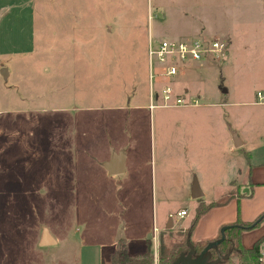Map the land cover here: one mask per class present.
<instances>
[{
    "label": "rangeland",
    "instance_id": "obj_1",
    "mask_svg": "<svg viewBox=\"0 0 264 264\" xmlns=\"http://www.w3.org/2000/svg\"><path fill=\"white\" fill-rule=\"evenodd\" d=\"M200 34L228 41L225 62L171 79L159 77L156 62L150 68V36ZM33 40L51 53L39 71L35 62L19 59ZM0 60V68L7 60L16 73L9 80L0 74L4 105L21 92L31 106L30 79L58 90L73 82V98L56 106L67 109L69 122L73 117L75 163L73 200L36 204V226H45L58 245L26 250L23 241L8 244L0 223V264H113L121 240L128 244V263L146 251L155 217L160 230L169 213L177 225L191 222L199 205L191 195L195 179L207 204L249 192L246 153L251 163L264 157V0H0ZM168 85L200 106L159 107L155 94ZM181 86L189 93L181 94ZM48 115H42L44 125ZM188 115H209L213 127L185 136L182 117ZM232 132L245 143L234 151ZM121 149L127 173L109 176L103 163ZM9 207L0 202V216ZM182 209L187 216H178ZM22 210L35 214L29 203ZM170 230L163 233L168 244L184 241ZM261 233L264 223L245 230L243 244Z\"/></svg>",
    "mask_w": 264,
    "mask_h": 264
},
{
    "label": "crops",
    "instance_id": "obj_2",
    "mask_svg": "<svg viewBox=\"0 0 264 264\" xmlns=\"http://www.w3.org/2000/svg\"><path fill=\"white\" fill-rule=\"evenodd\" d=\"M200 36L204 35L200 34ZM204 37L216 38L212 36ZM31 46L32 49H29V52L23 56H19V59L21 61L23 58H27L31 63L35 62L34 67L39 71L40 66L47 59H50L51 53L49 51L42 52L40 47L36 46L34 40ZM40 59H44V61ZM2 62L3 67L0 68V74L5 80H9L13 74H16L12 72L10 65L8 66L12 62L8 63L7 60H2ZM199 65L211 66V64L188 65L181 69L178 76L185 75L189 71L202 70ZM47 68L50 71L53 66H48ZM48 80L52 81L53 79ZM71 84L66 86V88L68 87L66 90L64 88L58 90V87L51 88L48 85V81L45 83L41 81L40 84L34 85L30 79L26 81L25 85L29 90H33L28 96V102H30L29 105L31 106H27V98L21 92H19L17 98L13 99L12 97L9 105H4L3 101L0 100V202L8 203V207L11 203L9 209H4L5 212L0 216L1 229L7 235L6 240L4 238L6 243L11 244L12 241L22 243L23 241V246L26 250L33 246L49 248L58 245V238L53 236L45 226L40 224L39 227L36 226V204L43 200L57 202L61 198L67 199L66 201L68 199L70 201L73 200V185L75 181L74 122L73 117L71 122H69V116L65 115L68 112L66 111L67 109L63 106L61 108L56 106L58 102L64 104L66 101L67 103L69 95L73 98V91L71 92L73 90V82ZM173 89L175 94L179 95L176 91L177 89L175 87ZM19 91H21L20 87ZM178 91L180 93H189L188 87L184 86H181ZM262 105H264V102ZM57 113L65 116L60 117ZM43 114H50L46 116L45 122L47 124L45 125L42 119ZM211 119L212 117L209 115L183 116V134L188 136L190 132H193L192 135L196 134L199 137L204 129L213 127L210 126V123H213ZM232 136L233 138L230 140L231 151L245 145L236 133L232 132ZM120 152L125 155V171L117 175L127 173L126 152L121 149L116 153ZM246 156L251 160L250 154L246 153ZM110 159L109 157L104 162ZM250 160L247 161L246 159L245 161L249 163V192H240L232 195L223 206L213 207L208 210L200 218L193 232L188 237L193 244L215 241L221 227L225 225L232 226L238 221L252 223L264 215V157H262V161L256 163H251ZM107 174L114 176L108 172ZM226 182H228V179ZM231 184L233 185V181ZM69 190L72 195H69ZM199 190L202 193V197L196 201L199 202V205L202 203L208 205L203 201L206 193L200 188ZM15 203H18L17 208L13 206ZM27 203L35 210V214L28 216L22 214V207ZM234 203L237 204L236 210L232 207ZM199 205L195 207L194 216L188 225H177L174 217L169 213L166 215L163 227L160 230L158 229V219L157 217L154 218V231L156 233H153V237L145 238V240H151L152 242L155 264H159L161 238L166 237V234L164 235L163 233L172 234L170 230L172 227L177 229L176 232H179V234H183L191 226ZM181 211L186 210L182 209ZM263 234L261 233L259 238ZM12 235L16 236L12 237ZM244 237L245 231L242 234V240ZM259 238H255L250 245L245 246L243 242L242 245L244 248L250 249ZM45 240L48 245L43 246L42 243ZM123 241L126 242L125 240ZM126 247L128 251L127 243Z\"/></svg>",
    "mask_w": 264,
    "mask_h": 264
},
{
    "label": "built area",
    "instance_id": "obj_3",
    "mask_svg": "<svg viewBox=\"0 0 264 264\" xmlns=\"http://www.w3.org/2000/svg\"><path fill=\"white\" fill-rule=\"evenodd\" d=\"M229 43L219 38H208L199 36L196 38L186 37L182 39H161L154 41L150 36L148 40V59L150 68L154 62L158 64V74L162 79L173 78L180 74L183 67L192 64H213L223 63L228 58ZM153 75H151V78ZM156 92L155 98H161L163 104L159 107H196L200 106L197 100L188 102L175 94L171 85L160 88ZM154 93L151 92V101ZM263 103V102H262ZM258 104H261L259 102ZM157 105L151 103L150 108L153 109ZM187 211L178 213L179 217L186 216ZM264 261V256L260 258Z\"/></svg>",
    "mask_w": 264,
    "mask_h": 264
},
{
    "label": "trees",
    "instance_id": "obj_4",
    "mask_svg": "<svg viewBox=\"0 0 264 264\" xmlns=\"http://www.w3.org/2000/svg\"><path fill=\"white\" fill-rule=\"evenodd\" d=\"M224 203H211V204H200L195 213V217L191 223V226L183 233L179 234L184 237L183 242H177V241H172L169 244L165 239L162 237L160 241V246H159V264H173L174 261L179 257L181 253H186L189 251V247L187 244V239L189 235L193 232L194 228L196 227L198 221L200 218L211 208L217 207V206H222ZM264 222V215H262L259 219L252 223H242L241 221H238L236 224L232 225L230 229H228L225 232L226 239L223 243L219 245V252L222 255L227 254L229 249L233 248V252L231 255H235L237 257V262L238 264H260L259 263V258L261 255V249L262 246L264 245V234L257 239V241L254 243L253 247L250 249L244 248L242 245V234L246 228L254 225L253 228L259 227L262 223ZM240 226V227H237ZM246 227V228H242ZM221 237V233L217 236L216 239H219ZM190 243L194 246V249L196 250L197 254H200L207 244V242L203 243H195L193 244L191 241ZM127 247L124 244V241L121 240L118 243L117 250L115 254L113 255L114 262L113 264H154V259H153V247H152V242L151 240L147 242V249L146 251L136 257H130V261L127 263L126 261H123V257L126 256L127 254ZM213 254V259L217 257V253L215 251H212ZM231 257V256H230ZM232 258H229L227 261L223 262L222 264H232Z\"/></svg>",
    "mask_w": 264,
    "mask_h": 264
},
{
    "label": "water",
    "instance_id": "obj_5",
    "mask_svg": "<svg viewBox=\"0 0 264 264\" xmlns=\"http://www.w3.org/2000/svg\"><path fill=\"white\" fill-rule=\"evenodd\" d=\"M124 164H125V155L124 153L120 152V153H115L109 161L104 162L103 167L110 175H117L125 171ZM191 192H192V198L195 200L200 199L202 197V193L199 190V186L196 179L194 180ZM231 227L232 226L223 227L220 231L221 237L219 239H216L215 241L209 242L205 247V249L200 254L196 253L194 246L190 243V239L188 238L187 244L189 247V251L187 253H181L173 264H222L223 262L227 261L233 252V248L229 249L227 254L222 255L219 252V245L225 241L226 239L225 232ZM253 227L254 225L248 228L246 227H242V228L252 229ZM42 245L43 246L48 245L46 243V240L43 241ZM212 251H215L217 253V257L215 259H212L213 257Z\"/></svg>",
    "mask_w": 264,
    "mask_h": 264
}]
</instances>
